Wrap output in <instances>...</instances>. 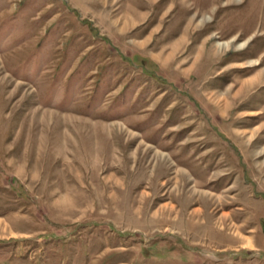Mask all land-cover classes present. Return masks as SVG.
Wrapping results in <instances>:
<instances>
[{"label": "rangeland", "instance_id": "obj_1", "mask_svg": "<svg viewBox=\"0 0 264 264\" xmlns=\"http://www.w3.org/2000/svg\"><path fill=\"white\" fill-rule=\"evenodd\" d=\"M0 264H264V0H0Z\"/></svg>", "mask_w": 264, "mask_h": 264}]
</instances>
